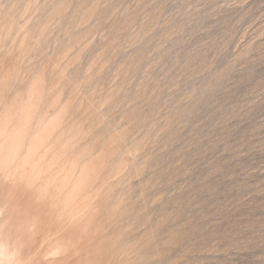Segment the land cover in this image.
Instances as JSON below:
<instances>
[{
  "label": "rangeland",
  "instance_id": "1",
  "mask_svg": "<svg viewBox=\"0 0 264 264\" xmlns=\"http://www.w3.org/2000/svg\"><path fill=\"white\" fill-rule=\"evenodd\" d=\"M6 209L74 264H264V0H0Z\"/></svg>",
  "mask_w": 264,
  "mask_h": 264
},
{
  "label": "clouds",
  "instance_id": "2",
  "mask_svg": "<svg viewBox=\"0 0 264 264\" xmlns=\"http://www.w3.org/2000/svg\"><path fill=\"white\" fill-rule=\"evenodd\" d=\"M44 187L48 188L46 193L42 191ZM9 190L5 185L4 194L7 195ZM27 191L33 203L39 200L44 207L55 205L65 222L79 211L63 202L48 177L41 176L38 185ZM75 231V227L65 230L57 224L54 216L47 213L37 215L30 211L6 209L0 214V264H74L69 257L73 252ZM53 247L59 248L60 254L54 259H43L44 253Z\"/></svg>",
  "mask_w": 264,
  "mask_h": 264
}]
</instances>
